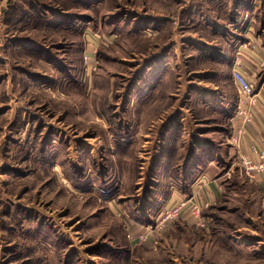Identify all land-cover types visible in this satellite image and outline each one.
Instances as JSON below:
<instances>
[{
    "label": "rangeland",
    "instance_id": "obj_1",
    "mask_svg": "<svg viewBox=\"0 0 264 264\" xmlns=\"http://www.w3.org/2000/svg\"><path fill=\"white\" fill-rule=\"evenodd\" d=\"M236 61L264 98V0H0V264H264Z\"/></svg>",
    "mask_w": 264,
    "mask_h": 264
},
{
    "label": "built area",
    "instance_id": "obj_2",
    "mask_svg": "<svg viewBox=\"0 0 264 264\" xmlns=\"http://www.w3.org/2000/svg\"><path fill=\"white\" fill-rule=\"evenodd\" d=\"M232 68L230 79L232 84H235L238 91L236 114L243 117V126L237 129L235 136L232 137L233 143L238 145L243 136L246 134L243 127L252 123L254 118L252 115V108L256 104L257 100L256 95L253 94L254 84L244 76L243 67L240 63L236 61ZM262 145H264V143L259 144L257 142H253L249 146L253 155L256 156V161L255 159L251 160L244 154L240 155L241 165L250 177L254 173L264 172V162L261 161L264 159V153L261 150ZM202 208V204H198V202L193 201V199L180 201L173 207L165 208L159 215L160 219L158 222L159 224H157L156 231L166 223L179 218L180 214L184 210H189L194 217L202 220Z\"/></svg>",
    "mask_w": 264,
    "mask_h": 264
},
{
    "label": "crops",
    "instance_id": "obj_3",
    "mask_svg": "<svg viewBox=\"0 0 264 264\" xmlns=\"http://www.w3.org/2000/svg\"><path fill=\"white\" fill-rule=\"evenodd\" d=\"M250 60L249 63H251L252 65H254V67H257L256 62V56L255 53L250 51ZM244 72V71H243ZM256 99L262 101V105H260V107H253L252 108V115L254 116V121L252 122V124L250 125V127H248V131L251 133L248 134L246 136V138L243 141V145L242 148H245L246 146L248 147V145H251L253 142H257V143H261V141H264V98L262 96H258L256 95ZM263 108V110H262ZM237 117L234 118V122L235 119ZM237 120V119H236ZM236 124H239V122L237 121ZM235 126V123L233 124ZM168 134V132L166 133V135ZM168 136V135H167ZM242 141V140H241ZM167 151V150H166ZM167 151V153L165 155H163L162 157V163L160 164V170L159 173L163 170L165 172L169 171L171 169V164L172 161H174V155L176 152L172 151L169 152ZM170 154H172L173 156H171ZM169 155L171 157H169ZM254 158V157H252ZM199 160V159H198ZM197 160V161H198ZM196 167H208V164L204 162V159L199 160V162L197 163V165H195ZM195 166L193 165H189L188 168L191 170L190 174L188 175V178L192 176V173H195ZM210 168V167H209ZM167 174V173H166ZM165 174V176H166ZM200 174V173H199ZM198 176V175H197ZM165 180V177L164 179ZM197 180L199 182H197V185L193 186V191H195L193 193V198L194 200L198 201L199 203L203 201H214L216 200V189H217V184L218 182L215 181L214 179H209L208 174L205 173L204 175L200 176V178ZM256 181L259 182L261 189L264 191V175L259 176L258 179H256ZM192 187V186H191Z\"/></svg>",
    "mask_w": 264,
    "mask_h": 264
}]
</instances>
